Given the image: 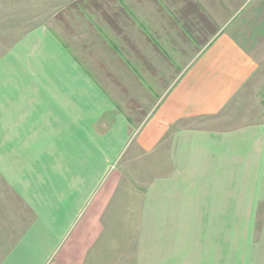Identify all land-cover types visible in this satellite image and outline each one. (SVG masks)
Wrapping results in <instances>:
<instances>
[{
	"label": "crops",
	"instance_id": "1",
	"mask_svg": "<svg viewBox=\"0 0 264 264\" xmlns=\"http://www.w3.org/2000/svg\"><path fill=\"white\" fill-rule=\"evenodd\" d=\"M210 5L206 26L151 28L113 78L51 72L36 111L54 146L34 163L56 194L2 264H264V184L235 182L258 173L264 121L221 118L264 62V0Z\"/></svg>",
	"mask_w": 264,
	"mask_h": 264
},
{
	"label": "rangeland",
	"instance_id": "2",
	"mask_svg": "<svg viewBox=\"0 0 264 264\" xmlns=\"http://www.w3.org/2000/svg\"><path fill=\"white\" fill-rule=\"evenodd\" d=\"M210 1L0 0V264L33 224L37 206L47 205L45 193L56 194L53 179L58 175L50 173L52 160H37L40 171L34 163L35 152H50L54 146L50 134L41 133L42 126L48 130L45 112L36 111V92L52 86L51 72L79 78L80 67L99 81L105 72L113 78L118 65H131L126 55L150 50L145 42L151 40L154 26L213 23ZM244 90L221 115L228 127L239 129L246 123L254 128L264 121V62ZM235 175V182L263 185L264 159L258 173L254 168L241 181L243 175ZM120 241L108 243L113 256L117 247L119 253L129 250L128 240L123 246Z\"/></svg>",
	"mask_w": 264,
	"mask_h": 264
}]
</instances>
